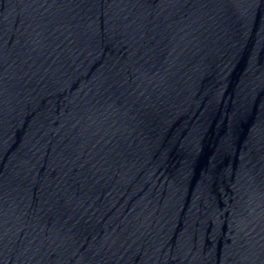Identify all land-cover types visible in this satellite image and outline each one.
Listing matches in <instances>:
<instances>
[{
  "label": "water",
  "instance_id": "water-1",
  "mask_svg": "<svg viewBox=\"0 0 264 264\" xmlns=\"http://www.w3.org/2000/svg\"><path fill=\"white\" fill-rule=\"evenodd\" d=\"M98 264H264V0H74Z\"/></svg>",
  "mask_w": 264,
  "mask_h": 264
}]
</instances>
